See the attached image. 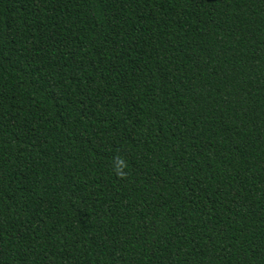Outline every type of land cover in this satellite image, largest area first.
Returning a JSON list of instances; mask_svg holds the SVG:
<instances>
[{"label": "trees", "instance_id": "16d2710c", "mask_svg": "<svg viewBox=\"0 0 264 264\" xmlns=\"http://www.w3.org/2000/svg\"><path fill=\"white\" fill-rule=\"evenodd\" d=\"M0 264H264V0H0Z\"/></svg>", "mask_w": 264, "mask_h": 264}, {"label": "clouds", "instance_id": "9594fccd", "mask_svg": "<svg viewBox=\"0 0 264 264\" xmlns=\"http://www.w3.org/2000/svg\"><path fill=\"white\" fill-rule=\"evenodd\" d=\"M125 166H126L125 162L122 158H120L119 156L114 158V160L112 162V169H113L115 174H117V175L122 174Z\"/></svg>", "mask_w": 264, "mask_h": 264}]
</instances>
